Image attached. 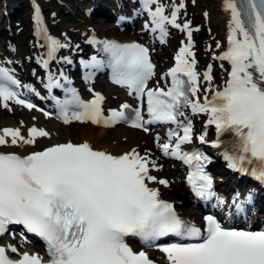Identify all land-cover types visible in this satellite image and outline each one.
<instances>
[{
  "label": "snow or ice",
  "instance_id": "snow-or-ice-1",
  "mask_svg": "<svg viewBox=\"0 0 264 264\" xmlns=\"http://www.w3.org/2000/svg\"><path fill=\"white\" fill-rule=\"evenodd\" d=\"M141 5L150 18L145 29L159 32L162 43L169 25L186 33L187 43L182 42L175 66L166 74L171 78L170 87L148 86L155 75L148 48L138 43L105 41L114 81L126 86L141 106L133 110L131 118L123 110H112L105 120L103 96L97 93L84 102L71 91L69 98L57 101L63 122L90 121L110 127L124 121L145 132L152 124L175 125L167 133V142L157 137V147L164 156L190 166L187 180L197 197L215 198V206L223 207L226 202L216 197L212 178L205 171L209 157L199 150H182L194 137L188 113L206 117L204 131L196 137L201 144L223 149L221 154L230 169L250 172L264 183V0H223L230 17L227 48L213 56L222 62L220 67L227 75L222 85L214 84L211 64L202 74L196 70L193 29L190 22H178L183 2L173 3L170 14H165L166 7L160 0H141ZM33 20L37 31L47 37L49 58H54L67 44L47 36L38 5ZM216 47H221L219 42ZM42 63L48 66L47 60ZM99 63L93 58L91 66ZM18 87L12 71L0 67V105L8 109L12 101L29 110L35 108L20 98L14 90ZM46 87L61 85L50 77ZM144 105L148 119L142 114ZM70 106L80 111L69 117ZM121 108L128 109L129 105ZM209 126L215 128L212 141L206 139ZM225 135L230 139L223 140ZM39 138H50V134L36 126L28 129L27 136L20 128H3L0 148L34 146ZM152 169L159 170L156 162L135 148L113 155L94 149L88 142L57 143L23 156L0 151V236L10 225L23 226L27 233L44 241L48 257L45 261L38 254L18 253L12 245L0 246V264H156L145 251H133L126 242L128 237H139L147 245L176 238V242L157 245L167 264H264V229L226 227L214 215L204 216L202 227L185 221L172 203L160 198L158 188L150 187L151 183H169L158 180ZM239 197L237 192L232 199L237 214L252 199L251 194L246 201ZM9 250L20 258L11 259Z\"/></svg>",
  "mask_w": 264,
  "mask_h": 264
},
{
  "label": "bare ground",
  "instance_id": "bare-ground-1",
  "mask_svg": "<svg viewBox=\"0 0 264 264\" xmlns=\"http://www.w3.org/2000/svg\"><path fill=\"white\" fill-rule=\"evenodd\" d=\"M14 1V0H12ZM99 2V7L92 10L94 14H101L100 16L104 17L106 15V19L100 20V26L97 28L93 26H81L80 28L75 27H57L53 25L54 33L61 38V40L67 44V47L64 48V51L69 52L71 49L78 48L86 49L88 46L84 45V40L88 39L92 35L96 36H121V37H129V32H124L121 35H117L113 33L115 29L118 27L115 23L110 22V18L113 14L111 12L112 6L109 1L106 0H95ZM116 3V5H121L122 7L128 8L129 3L127 0H112ZM183 0H175L170 5L169 8H166V14H170L171 5L175 3L178 5ZM0 2L5 4V8L9 6L7 0H0ZM161 2V1H160ZM213 2V10L211 14L213 16L212 25L216 28L220 29L222 34V39H216L212 42H209L205 48L204 52L197 51V67H201L202 69L205 67L204 64L211 63L215 66L216 70H214V84L219 85L223 83L226 73H224V78L220 76V67L221 61L214 60L213 56H218L222 51L225 45V35L227 33V26L229 22V14L222 9L223 0H212ZM162 3V2H161ZM128 5V6H127ZM7 14L10 13L7 9ZM5 17V15L0 16V22ZM179 18V17H178ZM181 19V17H180ZM87 21L89 18L86 19ZM182 21V22H181ZM179 23L183 24L184 22H188L185 20H181ZM2 33H7L5 36H12L11 33H8L4 28L0 29ZM131 38H135V36H131ZM187 39V37H183ZM217 42L221 45L220 48L216 47ZM166 45H169V40H165ZM13 46V45H11ZM38 48L33 49L32 53L27 56V58L23 61L25 68L28 71H31L30 60H33V57L37 54ZM17 53L12 55V60L16 56ZM155 59L157 60L158 66L161 67V61L166 58V49L160 51L156 54ZM224 63V62H223ZM75 65L71 66L74 67ZM225 66V64H224ZM94 90H102L106 94V98L104 101L105 107H120L126 100H129L130 97L125 88H117L111 85L106 84L103 81H98L92 85ZM202 86L206 87V82L202 81ZM203 94V93H201ZM41 114L36 111H26L21 107L15 106L14 104L9 102L8 109L0 110V130L3 127L9 126L10 128H20L21 133L27 136V132L31 125H36L40 128H45L46 131L49 132L50 138H39L38 142L34 146H9L0 148V151L5 152H15L20 155L26 154L30 151H37L42 149L43 147L53 144V143H62L67 141H73L75 143H83L88 142L93 148L98 150H105L103 146L109 144L111 139L115 140L117 143V148L115 149L114 154H121L130 151L135 148L141 155L148 154L150 159L154 160L158 165L159 170L151 171L152 175L156 176L157 179H165L168 180V186H163L158 183H152L153 187L159 188L162 196L165 199L171 200L175 203L176 208L186 217H190L194 220H197L199 217L198 210L195 209L191 205V196L186 192V189L181 181H179L175 170L170 167V165L162 159L158 148L153 144V134H150L151 140L150 142L147 140V135L144 132L139 131L138 129L128 128L125 126H121L120 128H116V130H112V128H102L95 126L90 123H78L75 121H71L67 124H60L59 122H51L47 125L41 124ZM46 120L47 118L44 117ZM23 123V127L20 126V123ZM115 127V126H114ZM118 132L113 136V133ZM112 135V137H111ZM72 136L74 139H71ZM10 139V138H9ZM84 140V141H82ZM109 152V150H105ZM11 241L16 243L21 242L19 238H12ZM22 244L26 246L23 242ZM27 247V246H26ZM152 255H159L157 251H152Z\"/></svg>",
  "mask_w": 264,
  "mask_h": 264
},
{
  "label": "rangeland",
  "instance_id": "rangeland-1",
  "mask_svg": "<svg viewBox=\"0 0 264 264\" xmlns=\"http://www.w3.org/2000/svg\"><path fill=\"white\" fill-rule=\"evenodd\" d=\"M44 4V6L47 8L48 13L50 15V20L53 25H56L57 27H75V28H80L81 26H93L97 28L100 26V19L96 14H92L90 16H86L84 14V11L90 7V3L92 0H85V2L79 1V5L81 8H79L77 5H75L74 0H41ZM78 1V0H77ZM109 1V0H106ZM173 0H164V4L166 2L171 3ZM7 3L9 6L7 9L11 10L12 7H18L25 10V0H7ZM110 5L113 6V1H109ZM184 8L181 9L179 18L178 20H185L190 22V27L193 29V40L195 41V50L196 54L197 51L204 52L205 46L209 43L212 42L216 39H222V34L220 32V29L218 26L215 28L212 23H213V16L214 14H211L213 10V2L212 0H184L183 1ZM2 4L0 2V16L2 14ZM22 12V11H21ZM207 14V15H205ZM11 15L8 14L6 15L2 21L0 22V28H4L5 23L7 20L11 19ZM181 17V20H180ZM89 18L87 21L86 19ZM17 21L18 22H11V28H10V33L12 36L10 37L11 41V46L12 51H8L5 43L7 37L5 36L7 33H0V55L4 59H9L10 56H8V52H12V54H16L14 57L15 60L19 62H23L27 56H29L32 51V43L30 42V36H29V24L27 17L25 16L24 13H20L17 16ZM111 23L114 22V16H112ZM198 29V31H197ZM123 31L122 27H118V29H115L113 33H116L117 35L121 34ZM177 36H181V32L179 30L174 31ZM169 45L172 43L174 40L170 37L168 38ZM169 45H164L162 46V50L168 48ZM161 50V51H162ZM173 50V49H172ZM169 54V53H168ZM32 61V60H31ZM169 61H167L165 64H168ZM164 66V65H163ZM216 70V68L214 69ZM224 71L220 70V76H223ZM1 110V109H0ZM41 124L47 125L48 123L51 122H56L52 119H44L41 116ZM21 124V123H20ZM116 128H120V126L113 127L112 130H116ZM115 134H118V132L113 133V136ZM112 137V135H111ZM71 139H74L72 136ZM147 140L150 142L151 138L147 137ZM84 141V140H82ZM117 148V143L115 140L111 139V142L109 144H106L103 146V149L109 150L110 152H114L115 149ZM175 173L177 174V177L179 178V173L177 169L175 170ZM180 181V180H179Z\"/></svg>",
  "mask_w": 264,
  "mask_h": 264
}]
</instances>
